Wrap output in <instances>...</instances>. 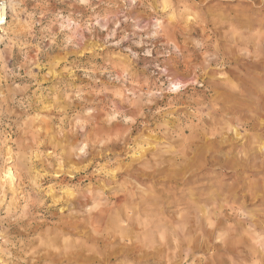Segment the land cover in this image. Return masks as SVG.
<instances>
[{"label": "clouds", "instance_id": "obj_1", "mask_svg": "<svg viewBox=\"0 0 264 264\" xmlns=\"http://www.w3.org/2000/svg\"><path fill=\"white\" fill-rule=\"evenodd\" d=\"M0 264H264V0H0Z\"/></svg>", "mask_w": 264, "mask_h": 264}]
</instances>
